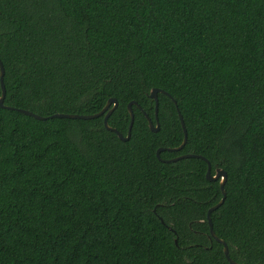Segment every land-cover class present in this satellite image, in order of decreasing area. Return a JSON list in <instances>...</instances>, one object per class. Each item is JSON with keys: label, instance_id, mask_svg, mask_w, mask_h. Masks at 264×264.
<instances>
[{"label": "trees", "instance_id": "obj_1", "mask_svg": "<svg viewBox=\"0 0 264 264\" xmlns=\"http://www.w3.org/2000/svg\"><path fill=\"white\" fill-rule=\"evenodd\" d=\"M0 264H264V0H0ZM152 88H159V130ZM1 94V86H0ZM117 107L106 129L50 117ZM174 100L176 103H174ZM177 106V108H176ZM163 220V221H162Z\"/></svg>", "mask_w": 264, "mask_h": 264}, {"label": "water", "instance_id": "obj_2", "mask_svg": "<svg viewBox=\"0 0 264 264\" xmlns=\"http://www.w3.org/2000/svg\"><path fill=\"white\" fill-rule=\"evenodd\" d=\"M3 76H4V67H3L2 62L0 60V86H1L0 107L1 108H5V109H8V110H16L18 112L27 114L29 116H32L34 118L41 119V120H44V119L47 118V116H41V115H39L37 113H34V112L30 111V110H27V109L17 108V107H13V106H9V105L4 104L5 86H4V83H3ZM159 91H162V90L159 89V88H152L150 90V93H149V97L154 100V118H155V123L146 114V112L143 111L144 115L147 118L149 128L153 132L158 131L159 130V126H160L159 125V121H158V97H157V94H158ZM174 103H176L175 100H174ZM117 104H118V102H117L116 98L109 97L107 99L105 105L102 107V109L100 111H98L97 113H93V114L54 113V114L50 115V117H55L56 116V117H60V118L92 119V118H96L98 116H102L103 115V123H104V126L106 127V129L115 132L117 134V136L119 137V139H121L123 141H126V140H128L130 138L131 128H132V124H133V120H134V114H133V111H132V105H136L137 107H139V109H141V107L134 100L130 101L127 104V109H128L129 115H130V121H129L128 129H127V133H126V135H123L116 128L110 126L108 124V121H107L108 117L110 116V114L117 107ZM176 108H177V106H176ZM177 113H178V117L180 119L181 127H182V130H183L182 142L176 147H158L157 150H156V156H157V158L160 161H164V162L176 161V160L181 159V158H187V157H193V156H198V157H201V158L206 160V162H207V169H206V174H205L206 179L209 180V181L219 180V187H220V191H221V194H222V197L220 198V200L217 203H215L214 205H212L211 207H209L208 210L206 211V220H207V223H208V226H209V233L215 240H217L218 242H220L223 245L224 255H225V257L227 258V260L231 264H244V263H238V262L234 261L229 256L228 245L223 239L219 238L216 235V233L213 230V224H212V220H211V212L213 210H215L216 208H218L224 202V199L226 197V191L224 189V185H225L226 180H227V172L221 167H216L214 173H211L210 162L206 158H204L203 156H201L199 154L186 153V154H182V155H179L177 157L166 159V160H163V159L160 158V152L161 151H163V150L179 151V150H181L184 147V145L186 143L187 132H186V128H185V125H184L183 117H182V115H181V113L179 112L178 109H177Z\"/></svg>", "mask_w": 264, "mask_h": 264}, {"label": "flooded vegetation", "instance_id": "obj_3", "mask_svg": "<svg viewBox=\"0 0 264 264\" xmlns=\"http://www.w3.org/2000/svg\"><path fill=\"white\" fill-rule=\"evenodd\" d=\"M163 151H167V150H163ZM184 154H186V153H184ZM180 155H182V154H180ZM177 156H179V155H177ZM177 156H174V157H177ZM174 157H171V158H174ZM161 158V157H160ZM161 159H163V160H166V159H164V158H161ZM167 159H170V158H167ZM172 162V161H171Z\"/></svg>", "mask_w": 264, "mask_h": 264}]
</instances>
